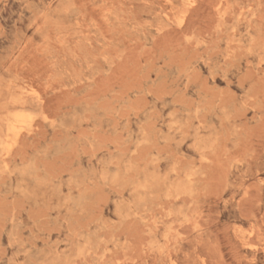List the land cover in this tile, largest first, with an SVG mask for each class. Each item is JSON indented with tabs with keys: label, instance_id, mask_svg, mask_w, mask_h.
Segmentation results:
<instances>
[{
	"label": "rangeland",
	"instance_id": "obj_1",
	"mask_svg": "<svg viewBox=\"0 0 264 264\" xmlns=\"http://www.w3.org/2000/svg\"><path fill=\"white\" fill-rule=\"evenodd\" d=\"M263 58L264 0H0V264H264Z\"/></svg>",
	"mask_w": 264,
	"mask_h": 264
},
{
	"label": "bare ground",
	"instance_id": "obj_2",
	"mask_svg": "<svg viewBox=\"0 0 264 264\" xmlns=\"http://www.w3.org/2000/svg\"><path fill=\"white\" fill-rule=\"evenodd\" d=\"M221 1H222V0H221ZM72 9H73V8H72ZM24 10H25V9H24ZM29 11H30V10H29ZM29 11H28V12H29ZM21 14H22V13H21ZM21 14H20V15H21ZM76 14H77V13H76ZM20 17H21V16H20ZM69 17H70V16H69ZM183 20H184V19H183ZM27 33H28V32H27ZM22 43H23V42H22ZM249 47H250V46H249ZM263 60H264V58H263ZM170 100H171V99H170ZM166 101H167V100H166ZM172 101H173V100H172ZM168 102H169V101H168ZM165 105H168V104H165ZM170 105H171V103H170ZM179 108H180V107H179ZM182 108H184V107H182ZM179 110H180V109H179ZM224 110H225V109H224ZM76 111H77V110H76ZM76 111H75V112H76ZM78 111H79V109H78ZM47 113H48V112H47ZM174 113H175V112H174ZM225 113H226V112H225ZM90 114H91V113H90ZM187 114H188V113H187ZM22 115H23V113H22ZM22 115L19 114V113L16 114V115H14V116H13V120H14V121H18V122H19V120H23V116H22ZM226 115L229 116V114H226ZM11 116H12V115H11ZM169 116H171V114H170ZM29 117H30V116H29ZM171 117H173V116H171ZM178 117H179V116H178ZM229 117H230V116H229ZM229 117H228V118H229ZM26 118H27V117H26ZM197 118H198V116H197ZM171 119H172V118H171ZM174 119H175V118H174ZM174 119H172V120H174ZM193 119H195V118H193ZM199 119H200V118H198V121H199ZM223 119H224V118H223ZM10 120H11V119H10ZM180 120H181V119H180ZM187 120H188V119H187ZM189 120H190V118H189ZM227 120H229V119H227ZM224 122H225V121H224ZM168 123H169V122H168ZM171 123H172V122H171ZM180 123H182V122H180ZM183 123H184V121H183ZM185 123H186V122H185ZM190 123H191V122H190ZM192 123H193V122H192ZM201 123H202V122H201ZM60 124H61V122H60ZM174 124H175V123H174ZM177 124H178V123H177ZM171 125H172V124H171ZM185 125H187V123H186ZM142 126H143V125H142ZM191 126H192V125H191ZM210 126H211V125H210ZM221 126H222V125H221ZM10 127H12V128L15 127V122H12V124H11ZM127 127H128V126H127ZM180 127H181V126H179V128H180ZM176 128H177V127H176ZM211 128H212V127H211ZM208 129H209V128H208ZM227 129H228V128H227ZM33 130H34V129H33ZM123 130H124V129H123ZM182 130H183V129H182ZM220 130H221V129H220ZM147 132H148V130H147ZM198 132H199V131H198ZM175 133H176V132H175ZM225 133H226V132H225ZM144 135H145V134H144ZM175 135H176V134H175ZM217 135H218V133H217ZM217 135H216V136H217ZM132 136H133V135H132ZM132 136H131V137H132ZM173 136H174V135H173ZM200 136H201V135H200ZM217 137H218V136H217ZM20 138H21V136H20ZM167 139H168V138H167ZM167 139H166V142H167ZM185 139H186V138H185ZM204 139H205V138H204ZM163 140H164V139H163ZM201 140H202V139H201ZM168 141H169V139H168ZM179 141H181V139H180ZM183 141H184V140H183ZM199 141H200V140H199ZM218 141H220V140H218ZM141 142H142V141H141ZM144 142L147 144V142H146L145 140H144ZM144 142H143V144H144ZM151 142H152V141H151ZM216 142H217V141H216ZM148 143H149V142H148ZM181 143H182V141H181ZM198 143H199V142H198ZM213 143H215V142H213ZM19 144H20V143H19ZM195 150H196V149H195ZM205 150H206V149H205ZM13 156H14V155H13ZM7 157H8V156H7ZM8 158H10V156H9ZM13 158H14V157H13ZM131 159H132V158H131ZM14 160H15V158H14ZM20 160H21V158H20ZM26 160H27V159H25V161H26ZM22 163H23V162H22ZM104 163H105V162H104ZM105 164H106V163H105ZM114 165H115V164H114ZM120 165H121V164H120ZM176 165H177V164H176ZM27 167H29V166H27ZM106 167H107V166H106ZM112 168H113V167H112ZM114 168H115V167H114ZM118 169H119V168H118ZM16 170H17V169H16ZM29 170H30V169H29ZM31 170H32V169H31ZM126 170H127V169H126ZM46 171H47V170H46ZM118 171H120V170H118ZM15 172H16V171H15ZM15 172H14V173H15ZM17 172H18V171H17ZM116 172H117V169H116ZM175 172H176V171H175ZM181 172H182V171H181ZM188 172H189V171H188ZM110 173H112V172L110 171ZM151 173H152V172H151ZM168 174H170V173H167L166 175H168ZM21 175H22V174H21ZM40 175H41V174H40ZM89 175H90V174H89ZM114 175L116 176V174H114ZM118 175H119V173H118ZM1 176H2V175H1ZM6 176H7V174H6ZM35 176H36V175H35ZM91 176H92V175H91ZM153 176H154V179H156L155 177H156L157 175L154 174ZM169 176H170V175H169ZM178 176H179V175H178ZM187 176H188V175H187ZM40 177H41V176H40ZM119 177H120V176H119ZM134 177H135V176H134ZM150 177H151V176H150ZM165 177H166V176H165ZM167 177H168V176H167ZM167 177H166V178H167ZM110 178H111V177H110ZM117 178H118V177H117ZM147 178H148V177H146V179H147ZM188 178H189V176H188ZM188 178H187V179H188ZM2 179H3V178H2ZM104 179H105V178H104ZM112 179L114 180V177H113ZM154 179H153V181H155ZM159 179H160V177H159ZM168 179H169V178H168ZM181 179H182V178H181ZM190 179H191V178H190ZM115 180H117V179L115 178ZM115 180H114V181H115ZM174 180H175V179H174ZM174 180H173V181H174ZM183 180H185V179L183 178ZM71 181H72V180H71ZM146 181L148 182V180H146ZM146 181H145V184L147 183ZM157 181H159L158 178H157V180H156V183H157ZM168 181H169V180H168ZM178 181H179V180H178ZM30 182H31V181H30ZM37 182H38V181H37ZM171 182H172V181H171ZM12 183H13V182H12ZM16 183H17V182H16ZM20 183H21V182H20ZM20 183H19V184H20ZM35 183H36V182H35ZM177 183L179 184V182H177ZM180 183H181V181H180ZM17 184H18V183H17ZM104 184H105V183H104ZM170 184H171V183H170ZM185 185H186V184H185ZM11 186H12V185H11ZM173 186H174V185H173ZM173 186H171V187H173ZM57 187H58V186H57ZM176 187H177V186H176ZM176 187H175V188H176ZM180 187H181V185H179V188H180ZM61 188H62V187H61ZM173 188H174V187H173ZM182 188H184V187H182ZM186 188H187V189H186L187 192H191V191H188V187H186ZM9 189H10V188H9ZM15 189H16V188H15ZM22 189H23V188H21V190H22ZM79 189H80V188H79ZM177 189H178V187H177ZM190 189H192V188H190ZM190 189H189V190H190ZM170 190H172V189H170ZM68 193H69V192H68ZM81 193H82V192H80V195H81ZM140 193H141V192H140ZM178 193H179V191H178ZM59 194H60V193H59ZM65 194H66V193H65ZM191 195H192V194H191ZM65 196H66V195H65ZM81 196H82V195H81ZM149 197H150V196H149ZM152 198H153V197H152ZM73 199H74V198H73ZM66 200H67V198H66ZM70 200H71V199H70ZM149 200H150V198H149ZM67 201H68V200H67ZM120 201H121V200H120ZM146 201H147V200H146ZM64 203H66V202H64ZM144 203H145V202H144ZM147 203H148V201H147ZM84 204H85V203H84ZM141 205H142V204H141ZM137 206H138V205H137ZM137 206H135V207H137ZM32 209H33V208H32ZM53 209H54V208H53ZM135 209H137V208H135ZM68 210H69V209H68ZM149 210H150V209H149ZM151 210H152V209H151ZM26 211H27V210H26ZM118 211H119V210H118ZM62 213H63V212H62ZM146 213H147V212H146ZM60 214H61V213H60ZM76 214H77V212H76ZM121 214H122V213H121ZM126 214H127V213H126ZM126 214H125V215H126ZM67 215H68V214H67ZM84 215H85V214H84ZM29 216H30V214H29ZM64 216H65V214H64ZM126 216H129V215H126ZM32 218H33V217H32ZM70 218H71V217H70ZM54 219H56V217H55ZM66 219H67V218H66ZM122 219H124V218L122 217ZM126 219H127V217H126ZM66 222H67V221H66ZM69 222H70V221H69ZM22 223H23V222H22ZM68 224H69V223H68ZM12 225H13V224H12ZM15 225H16V224H15ZM17 225H18V224H17ZM17 225H16V226H17ZM103 225L105 226V224H103ZM103 225H102V226H103ZM18 226H19V225H18ZM25 227H26V226H25ZM100 227H101V226H100ZM13 228H14V227H13ZM13 228H12V229H13ZM23 229H25V228H23ZM95 229H96V228H95ZM100 229H101V228H100ZM18 230H19V229H18ZM16 231H17V230H16ZM16 234H17V233H16ZM17 235H18V234H17ZM88 235H89V234H88ZM91 235H92V234H91ZM95 236H96V235H95ZM85 237H86V236H85ZM89 237H90V236H89ZM91 238H92V237H91ZM88 239H90V238H88ZM84 240H85V239H84ZM93 240H94V239H93ZM93 240H92V241H93ZM99 241H102V240H100V238H99ZM103 241H105V240H103ZM89 242H90V241H89ZM93 242H94V241H93ZM97 242H98V241H97ZM112 242H113V241H112ZM32 243H33V242H32ZM90 243H91V242H90ZM105 243H107V242H105ZM36 244H37V243H36ZM98 244L102 245L101 243H98ZM98 244H97V245H98ZM108 244H109V243H108ZM24 245H25V243H24ZM32 245H33V244H32ZM92 245H94V244H92ZM94 246H95V245H94ZM104 246H105V245H104ZM36 247H37V246H36ZM96 247H97V246H96ZM96 247H95V248H96ZM37 249H38V248H37ZM79 249H80V248H79ZM34 250H36V249H34ZM38 250H39V249H38ZM57 250H58V249H57ZM89 250H91V249L89 248ZM32 251H33V250H32ZM43 251H44V250H43ZM79 251H80V250H79ZM79 251H78V253H79ZM95 251H96V250H95ZM45 252H47V251H45ZM80 252H81V251H80ZM61 253H62V252H61ZM63 253H64V252H63ZM63 253H62V254H63ZM97 253H99V252H97ZM51 254H53V253H51ZM83 254H84V249H83ZM28 255H29V254H28ZM38 255H39V254H38ZM43 255H44V253H43ZM65 255H66V254H65ZM68 255H69V254H68ZM78 255H79V254H78ZM78 255H77V256H78ZM62 256H63V255H62ZM62 256H61V257H62ZM77 256H76V257H77ZM87 256H88V255H87ZM100 256H101V255H100ZM43 257H45V255H44ZM56 257H57V256H56ZM58 257H59V256H58ZM54 258H55V257H54ZM64 258H65V257H64ZM88 258H89V257H88ZM9 259H10V258H9ZM39 259H40V257H39ZM52 260H53V258H52ZM58 260H59V259H58ZM61 260H62V258H61ZM68 260H69V259H68ZM86 260H87V257H86ZM53 261H54V260H53ZM55 261H56V260H55ZM32 262H33V261H32ZM56 262H57V261H56ZM26 263H27V261H26ZM52 263H54V262H52ZM52 263H51V264H52ZM8 264H9V263H8ZM20 264H21V263H20ZM59 264H60V263H59Z\"/></svg>",
	"mask_w": 264,
	"mask_h": 264
}]
</instances>
